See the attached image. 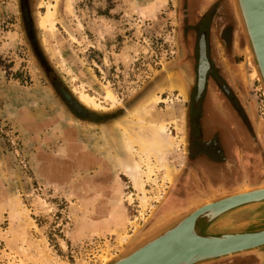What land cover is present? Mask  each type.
I'll return each mask as SVG.
<instances>
[{
	"label": "rangeland",
	"instance_id": "rangeland-1",
	"mask_svg": "<svg viewBox=\"0 0 264 264\" xmlns=\"http://www.w3.org/2000/svg\"><path fill=\"white\" fill-rule=\"evenodd\" d=\"M72 1L74 13L66 0H52L58 11L49 35L39 25L48 0H0V264H104L210 199L264 185V90L234 0ZM204 30L215 71L197 102ZM201 48L200 89L209 68L204 40ZM80 91L103 110L85 106ZM153 95L157 121L170 105L184 126L181 133L168 124L180 145L167 156L169 181L151 157L143 208L120 165L128 153L117 123ZM206 125L210 142L193 151ZM201 151L213 172L194 164ZM116 179L129 228L74 242L90 200L115 205ZM8 199L18 203L9 213ZM211 264L260 262L251 254Z\"/></svg>",
	"mask_w": 264,
	"mask_h": 264
},
{
	"label": "water",
	"instance_id": "water-1",
	"mask_svg": "<svg viewBox=\"0 0 264 264\" xmlns=\"http://www.w3.org/2000/svg\"><path fill=\"white\" fill-rule=\"evenodd\" d=\"M234 3L264 90V0ZM262 187L210 199L143 235L104 264H211L251 254L264 264Z\"/></svg>",
	"mask_w": 264,
	"mask_h": 264
},
{
	"label": "bare ground",
	"instance_id": "bare-ground-1",
	"mask_svg": "<svg viewBox=\"0 0 264 264\" xmlns=\"http://www.w3.org/2000/svg\"><path fill=\"white\" fill-rule=\"evenodd\" d=\"M53 1L56 2L58 0ZM46 4L47 9L45 14L40 16L41 20L39 25L41 27L40 29H43L45 32L51 35L56 29L55 23L58 10H56V4H53L52 0H48ZM66 9L68 12L74 13L72 0H66ZM205 66L206 63L203 64L204 68ZM178 89L180 95L185 98L186 89L184 86L179 85ZM78 94L80 101L85 106L95 110L102 109V105L97 103L94 97L83 91H80ZM105 96L107 99L112 101L111 103H118V100L111 93V91L105 89ZM159 102L160 97H158V95H153L137 110L128 115V117H126L123 122L117 123L119 128L118 130L122 134L124 147L128 153L127 160H121L120 165L127 177L132 182L134 190L138 193L140 204L143 208L147 207L148 202L146 195L147 191L145 189V178L151 180V176L154 171L151 157H156L158 166L163 171V179L166 182L169 181L171 179V172L169 170L167 156L172 154L180 145L177 140L174 139L175 137L173 138L170 135L168 124L173 123L176 130L181 133L183 132L184 126L183 114H176L175 110L170 105L168 106L169 110L166 113L167 117L157 121L155 110ZM143 166H146V169H143ZM244 193H248V191L243 192L242 194ZM128 238L129 236L127 238L124 237L122 240L126 241ZM109 259L110 258H108L106 261Z\"/></svg>",
	"mask_w": 264,
	"mask_h": 264
},
{
	"label": "crops",
	"instance_id": "crops-1",
	"mask_svg": "<svg viewBox=\"0 0 264 264\" xmlns=\"http://www.w3.org/2000/svg\"><path fill=\"white\" fill-rule=\"evenodd\" d=\"M122 186L119 181L115 180V205H112L111 208L108 207H98V202L96 200H90L89 203L85 206V222L81 226L74 230L71 234V238L74 242H80L83 239H86L93 233H101L103 235L113 234L115 235L122 234L129 228V215L125 206L121 202ZM12 199H8L3 202V207L5 212L9 213L14 206H18L15 201V205L9 204ZM10 205V206H9ZM11 207V208H10ZM115 211L113 215L112 212ZM91 219L94 221L93 224H87L86 221ZM87 219V220H86Z\"/></svg>",
	"mask_w": 264,
	"mask_h": 264
},
{
	"label": "flooded vegetation",
	"instance_id": "flooded-vegetation-1",
	"mask_svg": "<svg viewBox=\"0 0 264 264\" xmlns=\"http://www.w3.org/2000/svg\"><path fill=\"white\" fill-rule=\"evenodd\" d=\"M202 40H204L205 41V57L207 58V60H208V63H209V68H208V70L206 71V74H205V81H204V86H203V88H202V92L201 93H199L200 92V87H199V82H200V65H201V59H202V48H201V42H202ZM199 49H198V53H199V66H198V87H197V92H196V96H195V100L197 101V102H200L202 99H203V97H204V95H205V93H206V90H207V87H208V82L210 81V79H209V75H211V73L212 72H214L215 71V65H214V62H213V60H212V57H211V50H210V35H209V31H203V32H201V35H200V40H199V47H198ZM210 119V118H209ZM206 122V121H205ZM209 125H212L210 122H209ZM211 126H205V132H204V137H203V135H201L202 136V139H201V137H200V134L199 135H197V139H196V142L193 144V146H192V149H193V151H195V150H197V149H200L202 146H203V144L204 145H206V144H209V142L210 141H208V140H204V138H207L206 137V134H207V131H208V129L210 128ZM197 133H199V131H197ZM219 138V137H218ZM217 138V139H218ZM219 140V139H218ZM218 140H216L215 141V144H218L219 142H217ZM207 147H210V146H207ZM204 151V150H203ZM203 151H201V153L199 154V158H201V159H199V160H195L196 162L194 163L196 166H203L204 168H205V166L207 167V169H206V171H210V172H213V170H215V167H214V165H212V164H209L210 162H209V160L207 159V157L205 156V157H203L202 155H205V153H203ZM204 160H206L207 162H209V163H206Z\"/></svg>",
	"mask_w": 264,
	"mask_h": 264
},
{
	"label": "built area",
	"instance_id": "built-area-1",
	"mask_svg": "<svg viewBox=\"0 0 264 264\" xmlns=\"http://www.w3.org/2000/svg\"><path fill=\"white\" fill-rule=\"evenodd\" d=\"M86 245H82V247H79L80 249H83ZM88 246V245H87Z\"/></svg>",
	"mask_w": 264,
	"mask_h": 264
}]
</instances>
